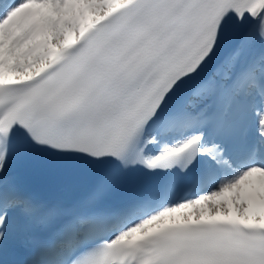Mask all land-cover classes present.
<instances>
[{
    "label": "snow or ice",
    "instance_id": "obj_1",
    "mask_svg": "<svg viewBox=\"0 0 264 264\" xmlns=\"http://www.w3.org/2000/svg\"><path fill=\"white\" fill-rule=\"evenodd\" d=\"M0 264H264V0H0Z\"/></svg>",
    "mask_w": 264,
    "mask_h": 264
}]
</instances>
